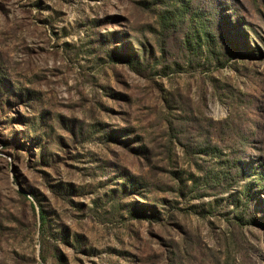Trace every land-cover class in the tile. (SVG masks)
I'll use <instances>...</instances> for the list:
<instances>
[{
	"label": "rangeland",
	"instance_id": "1",
	"mask_svg": "<svg viewBox=\"0 0 264 264\" xmlns=\"http://www.w3.org/2000/svg\"><path fill=\"white\" fill-rule=\"evenodd\" d=\"M0 264H264V0H0Z\"/></svg>",
	"mask_w": 264,
	"mask_h": 264
},
{
	"label": "trees",
	"instance_id": "2",
	"mask_svg": "<svg viewBox=\"0 0 264 264\" xmlns=\"http://www.w3.org/2000/svg\"><path fill=\"white\" fill-rule=\"evenodd\" d=\"M162 18H164L165 21L169 20L167 15L163 16ZM198 20H200V19L198 18ZM199 24H200L201 28L203 29L202 24L201 23H199ZM162 25H165V23H162ZM206 37H207V35H206L205 31H204L203 35H201V39H204ZM194 39L198 40V37L195 36ZM131 50H133V49H131ZM138 51H140L142 53V55H143V51L142 50L137 49L135 52H138ZM129 55L131 57L130 58L131 62L135 63L139 59L143 60L141 55H140V57L138 55L134 54V53L133 54H129ZM217 60H219V58H217ZM138 64H139V62H138ZM45 224H47L46 218H45L43 210L40 209V211H39V226H44Z\"/></svg>",
	"mask_w": 264,
	"mask_h": 264
}]
</instances>
